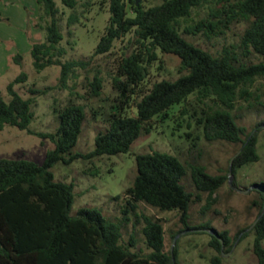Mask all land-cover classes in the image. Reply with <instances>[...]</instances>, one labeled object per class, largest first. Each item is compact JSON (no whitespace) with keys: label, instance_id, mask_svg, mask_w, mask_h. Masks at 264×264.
Here are the masks:
<instances>
[{"label":"trees","instance_id":"trees-1","mask_svg":"<svg viewBox=\"0 0 264 264\" xmlns=\"http://www.w3.org/2000/svg\"><path fill=\"white\" fill-rule=\"evenodd\" d=\"M37 1L40 21L36 25L46 31V39L32 45L34 67L41 71L61 65L60 81L65 84L73 68L82 65L84 60H62L66 50L61 47L64 34L60 15L64 12L57 0ZM60 1L73 10L68 23L80 22L81 14L76 12L80 0ZM107 1L111 16L95 53L109 52L116 40L128 34L133 35L136 48L118 62L113 81L117 96L105 119L106 126L95 138L94 150L88 153L73 151L87 118L84 105L70 102L56 109L57 130L35 132L29 127L34 118L35 98H26L15 89L16 84L28 80V74L21 72L8 84V100L0 92V130L7 125L18 127L49 138L55 144L43 164L25 158H0V264H180L178 246L166 250V232L161 219L141 213L140 203L162 211L179 212L186 229L216 230L210 222L190 226V206L202 201V194L208 193L205 209H210L217 201L215 194L229 179V174H212L205 165L192 164L190 173L196 189L192 191L185 183L189 166L181 158L156 150L139 153L132 185L113 197L123 202V216L117 221L96 207L85 206L72 214L75 184L56 180L52 171L58 162L70 164L78 158L90 160L129 152L143 133L152 132L158 122L169 118L170 110L177 105L182 106L175 120L179 126L187 116L188 126L195 125L208 141L241 144L233 157V175L248 163L260 160L258 143L264 118L249 130L239 123V116L233 111L239 100H250L253 96L250 88L257 79L264 78V60L242 62L231 46L214 53L190 41L185 34L203 32L208 37L220 36L234 23H245L240 46L246 53L254 51L264 59V0H226L228 3L224 1L208 17L194 24L184 21L202 0H163L149 7L137 5L136 0L100 2ZM158 49L179 57L180 75L174 80L156 81L146 89L149 67L159 59ZM22 59L21 53L14 56L18 64ZM91 85L93 95H101L102 78L96 77ZM30 92L36 95L46 90L32 87ZM193 94H197L196 102L205 103L206 107L199 110L191 104ZM210 101L212 104L208 103ZM133 107L135 115L129 113ZM94 113L97 114V110ZM186 134L199 139L193 131ZM257 185L260 195L253 201L260 210L257 222L251 231L244 232L249 227L243 228L238 235L244 232L245 238L253 234V251L259 264H264V183ZM132 216L135 224L143 223L142 243L135 234L124 238L123 226ZM218 233L225 245L233 247L227 231ZM209 234L211 245L220 252L213 263L221 264L222 240Z\"/></svg>","mask_w":264,"mask_h":264},{"label":"rangeland","instance_id":"rangeland-1","mask_svg":"<svg viewBox=\"0 0 264 264\" xmlns=\"http://www.w3.org/2000/svg\"><path fill=\"white\" fill-rule=\"evenodd\" d=\"M27 1V0H26ZM101 0H80L76 9L81 14L80 22L70 25L68 16L73 10L57 0L61 13V30L64 39L61 47L66 53L62 57L67 60H84L82 65L73 68L65 84L60 81L61 65H52L41 71L34 67L31 53L33 43L44 41L46 31L36 24L40 21V6L32 7L29 2L23 4L19 0H0V92L9 99L8 84L14 81L21 72L28 74L26 82L18 83L15 89L24 97L33 96L34 118L30 129L35 132L52 133L57 130L58 118L56 109H60L70 102L85 106L87 118L83 131L79 137L74 152L88 153L95 149V138L100 129L106 126L105 119L114 103L117 91L113 88L114 76L120 59L135 50L133 35L128 34L123 39L116 40L112 49L103 54H96L95 49L105 32L111 16L109 1L101 4ZM145 7L156 5L163 0H139ZM226 0H202V4L193 8L191 16L185 24H194L202 18L208 17L213 10L221 7ZM85 2L88 4L84 5ZM228 3V2H227ZM245 23H234L229 30L220 36L208 37L203 32L196 35L185 34L187 39L214 53H219L224 46H231L245 63L263 61V57L254 51L246 53L240 46L241 36ZM159 59L149 67V75L145 88L149 89L154 82L162 79L174 80L179 77L178 67L180 59L177 55L162 53L157 50ZM18 53L23 55L21 64L14 61ZM96 77L103 80L102 93L93 95L91 83ZM45 89L43 94H32L30 88ZM253 92L250 100L241 99L233 111L239 116V123L249 130L264 118V78H259L250 88ZM197 94L190 96V103L198 106L199 110L206 107L205 103L198 104L195 100ZM212 104V102H208ZM249 103L253 106L250 107ZM193 105H189L191 108ZM181 105L170 110L169 118L158 122L150 133H143L127 153L105 155L94 159L78 158L70 164L58 162L53 168L55 179L59 181L74 182L75 200L72 214L85 206L100 209L107 217L121 220V200L113 197L122 193L132 185L136 173V155L151 151H162L174 154L189 166L185 179L188 189L195 191L190 166L192 164L205 165L212 174H229L232 158L239 151L241 144L225 141H208L194 125L188 126L187 116L182 126L175 121L179 115ZM97 110V114L94 111ZM136 114V108L129 110ZM193 131L194 136H187ZM54 142L32 134L28 130L7 125L0 130V158H25L43 164L47 153L54 148ZM258 150L260 160L248 163L233 175L217 191V201L210 209H205L208 193L202 194V201L192 203L190 206L189 225L194 227L210 222L218 231H227L233 247L225 245L221 264H259L253 251L254 236L243 238L239 232L250 227L259 215V207L253 201L259 198V188H252L248 192H241L234 188L249 189L255 184L264 183V128L259 134ZM95 172V173H94ZM236 183V185H235ZM139 211L149 216L161 219L165 228L166 250L178 246V260L180 264H214L213 258L220 256V252L211 245L209 232L199 228L186 229L182 217L177 211H162L144 202L140 203ZM132 216L129 223L124 224V238L128 239L135 234L143 242L141 232L142 222L135 224ZM176 242L175 235L180 231ZM251 231V230H249ZM248 232V231H247Z\"/></svg>","mask_w":264,"mask_h":264},{"label":"water","instance_id":"water-1","mask_svg":"<svg viewBox=\"0 0 264 264\" xmlns=\"http://www.w3.org/2000/svg\"><path fill=\"white\" fill-rule=\"evenodd\" d=\"M136 4L139 5V4H140V1H139V0H136ZM233 160H234V158H232V160H231V166H230V172H229V178H230V182H231V184H232V179H233V170H232V169H233V168H232ZM234 188H235L236 190H238V191H241V192H248V191H250L252 188H260V186L257 185V184H255L254 186H252V187L249 188V189H242V188H240V187H238V186H234ZM256 222H257V220H256V221H255V222H254L249 228H247L244 232H247V231L251 230V229L254 227V225L256 224ZM205 230H207V231H209V232L215 234L216 236L220 237L219 233H218L216 230H214V229H205ZM244 232H243V233H244ZM243 233H242V234H243ZM177 237H178V236H177ZM177 237L175 238L174 243L176 242ZM220 238H221V237H220ZM221 240H222V244H223V247H224V246H225L224 239L221 238ZM172 250H173V247H172Z\"/></svg>","mask_w":264,"mask_h":264},{"label":"crops","instance_id":"crops-1","mask_svg":"<svg viewBox=\"0 0 264 264\" xmlns=\"http://www.w3.org/2000/svg\"><path fill=\"white\" fill-rule=\"evenodd\" d=\"M20 2H22L23 4H25V3H27V2H29L30 3V5L34 8V7H36V3L38 2L37 0H19Z\"/></svg>","mask_w":264,"mask_h":264}]
</instances>
